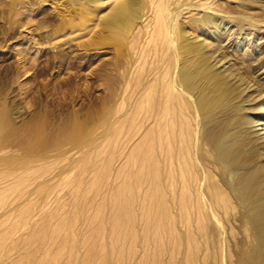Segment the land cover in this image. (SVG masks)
<instances>
[{
    "label": "rangeland",
    "instance_id": "obj_1",
    "mask_svg": "<svg viewBox=\"0 0 264 264\" xmlns=\"http://www.w3.org/2000/svg\"><path fill=\"white\" fill-rule=\"evenodd\" d=\"M119 1L0 0V264H239L256 241L235 192L226 210L203 198L217 236L182 200L189 164L237 177L173 84L176 46L173 62L158 53L183 29L213 57L264 166V0H135L123 31L106 24ZM173 91L194 142L174 160Z\"/></svg>",
    "mask_w": 264,
    "mask_h": 264
},
{
    "label": "bare ground",
    "instance_id": "obj_2",
    "mask_svg": "<svg viewBox=\"0 0 264 264\" xmlns=\"http://www.w3.org/2000/svg\"><path fill=\"white\" fill-rule=\"evenodd\" d=\"M136 11L135 0H121L112 9L106 24L118 31L130 28L135 23ZM163 39L165 44L162 43L167 49L158 53V57L160 60L167 57L173 62L172 47L176 46L179 67H171L173 84H176L181 92L195 98L197 117L204 129L202 140L208 144L214 162L219 165V172L222 175L231 174L237 177L233 185L228 183L227 179L224 180L225 188L209 172L206 173L204 165V168L194 167L193 171V165L189 164L184 170L186 178L185 184L182 185L186 192L182 200L197 206L195 210L201 215L200 220L205 222L203 231L207 235L217 236L222 234V231L213 226L209 208L211 207L212 211L219 208L226 210L231 205L226 191H234L236 200L244 205L238 219L248 226L250 236L256 241L251 249L239 253V264H264V166L257 163V140L255 141L247 128L241 110L235 105L238 99L237 88L229 76L216 69L213 57L201 46L187 43V34L183 29L176 33L175 38L168 34ZM185 99L182 93L173 91V160L175 155L182 151V144L189 149L193 142L190 126L185 118V114L191 113L192 110L187 102L183 104ZM199 150V161L209 160L206 154ZM199 172H203L202 178ZM176 183L181 185L179 180ZM206 197L209 200L208 211L202 203Z\"/></svg>",
    "mask_w": 264,
    "mask_h": 264
}]
</instances>
